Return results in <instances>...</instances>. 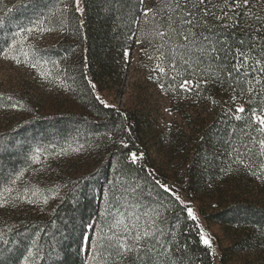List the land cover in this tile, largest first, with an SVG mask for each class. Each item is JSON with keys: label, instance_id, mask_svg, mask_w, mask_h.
I'll return each mask as SVG.
<instances>
[{"label": "trees", "instance_id": "trees-1", "mask_svg": "<svg viewBox=\"0 0 264 264\" xmlns=\"http://www.w3.org/2000/svg\"><path fill=\"white\" fill-rule=\"evenodd\" d=\"M55 1L28 0V3L39 4V8L35 7L42 12L44 10L41 9L42 7L53 6ZM212 3L220 9L225 7L224 0H212ZM160 4L161 0H144L143 3L140 0H84L83 6L86 14L83 27H79L78 14L72 15L76 25L67 30L71 32L75 44L72 49H69L68 59L74 65L68 64L67 70L69 73L73 72L75 82L82 85L78 91L81 90L83 94L88 95L89 102H85L88 107L77 105L80 107L79 114L67 115L64 119L58 116L54 120H43L40 124L36 120L35 124H30L21 133L8 132L0 136V139L11 141L18 138L17 135L23 137L28 132H32L37 125L36 127L39 126L41 129L49 126L57 127L53 138H58L56 141L58 143L63 142L65 138L75 140L81 135L75 129L78 123L76 119L81 118L84 111L87 113L90 109L91 114L87 113L90 119L96 118L108 122L106 125H101L99 122L95 125L90 124L89 121L92 128L94 125L102 129L114 126L112 133L115 131L118 141L123 139L125 143H111L107 140L109 134L105 132L103 145H108L102 152V159H107L105 165L100 168L98 166V170L88 165L87 170L81 172L78 170L77 173L71 174L69 186H66L59 199L48 208L49 210L43 211L41 215L33 216L29 212L26 216H14L5 220L4 224L7 225L1 239L3 248L0 247L2 248L0 264H21L28 250H35L37 247L39 257L35 264H85L86 256L82 255L83 237L87 231L85 226L98 217V211L104 204L109 207L112 204L111 200L115 202L113 206L120 208L121 211H127L130 220L132 212L142 217L143 211H146L145 208H156L164 213L165 222L162 228H164L165 235L171 237L169 243L174 245L171 260L175 261V264H215L209 249L201 242L198 227L189 219L185 205L171 200L165 189L156 183L157 180L159 181L156 172L160 176L162 165L158 164L157 158H162L166 154L158 146L157 148L149 146V141L145 140L146 136L141 135L140 125L133 123L134 118L129 116L130 114L100 105L91 95L90 87L87 85L90 79L104 82L112 79L114 56L118 53L121 57L125 47L132 45L135 39L136 43L140 44L138 38L142 39L141 29L150 30L152 27L151 23L145 24L143 10L146 7L156 8ZM252 4L259 12L256 0H252ZM247 12L248 9L239 10L240 14L236 17L239 25L236 28L223 27V24L231 23L225 20L223 24L213 22L211 32H204V35L212 36V43L217 48L224 45V49L216 60L204 57L206 62H201L198 66L193 63L191 67H186L181 55H177L174 59L178 64L177 74L180 82L183 79H190L199 84V87L195 88L191 94L183 90L181 93L193 97L196 101L207 100V103L211 105L213 112L211 110L202 114L199 113V109L195 110L199 116L206 119L204 122L209 124L207 135L205 134L209 146H213L212 143H214L216 149H220V154L225 158L232 157L231 161H238L237 173L242 174V177L235 175L230 183L222 181L221 184H216L213 190H205L200 178L194 183L190 178L187 185L196 197L197 193L204 192L205 197L212 204L219 206L208 216L211 222L236 227L234 241L235 245L236 242L239 243L236 248L241 255L243 262L241 264H264V182L257 177V174L261 175L264 169V153L257 144L259 139L264 138V133H261L259 126L250 119V109L259 111L264 108V94L250 95L247 93L244 72L237 75L233 71L232 76L227 75L234 63L233 53L241 47L240 41L245 42L243 50L248 51L252 57L259 59L261 55V46L264 45V39L261 37H264V33L259 35L251 33L250 35L249 31L243 30L246 23L250 22ZM159 19L156 17L157 22ZM78 27L79 32L76 31ZM145 42L148 41L145 40ZM180 42L179 38H176V43ZM180 53H183V49ZM200 55L192 50L193 61H196ZM193 68L196 69L195 74L192 72ZM234 96L237 97L235 101L232 100ZM219 99L222 100L220 104L217 103ZM224 101L227 103L224 104ZM239 102L245 103L246 110L241 114L242 119L236 120L229 108ZM187 111L191 113V110ZM193 125L197 127L198 124L195 122ZM188 126L193 129L192 124ZM184 133L188 136L187 132ZM142 139L145 140L143 145L145 162L133 163L130 160V154L138 152L136 144L142 143ZM113 149L114 153L110 155L108 152ZM237 149L239 152L236 151ZM212 151L211 147L206 148V152ZM171 153L173 156L178 155L177 152L171 151ZM156 155L157 158H154ZM3 158L0 153V185L8 181L19 168L18 160L11 162ZM193 167H196L195 164L185 169L186 173L183 174L192 175ZM167 179L160 181L168 186ZM99 184L104 185L102 186L103 194H106L104 197H107L110 203H107L105 198L101 202V199L96 197L95 188ZM224 184H228L232 189L231 192L224 193L225 195L220 193ZM213 192L217 196L213 195L212 200L209 196ZM127 201H133V205L122 207ZM165 208L168 209L166 213ZM109 219L111 220V217ZM252 237L257 239L255 240L257 242H253V246L249 244ZM33 240H37L36 245H33ZM91 240L95 243L97 238L94 236ZM223 264L227 262L223 261Z\"/></svg>", "mask_w": 264, "mask_h": 264}, {"label": "rangeland", "instance_id": "rangeland-1", "mask_svg": "<svg viewBox=\"0 0 264 264\" xmlns=\"http://www.w3.org/2000/svg\"><path fill=\"white\" fill-rule=\"evenodd\" d=\"M35 6L28 3V0H0V16L7 14V18L10 20L5 28L0 29V49L8 48L18 25L32 26L31 22L37 19L41 13ZM60 6L61 0H56L53 6H45L46 8L42 7L41 9H44L42 10L43 13L48 14L49 10L55 11ZM8 9H12V11L9 12ZM73 16L69 15L67 17L63 28L60 24H55V31L46 33L42 37L38 35L29 37L28 42L23 46L25 50L30 46H34L35 51L31 55L42 62V67L34 69L23 63L16 65L14 61L6 60L0 54V136L8 132L21 133L30 124H35L36 120L40 124L43 120H54L58 116L64 119V116L79 114L78 109L80 107L77 105L88 107L85 104V102H89L88 95L83 94L81 90L78 91L82 85L75 82L73 72L69 73L67 70L68 64L74 65L68 59V53L69 49L74 46L75 41L71 36V32L67 30L76 25ZM82 19L84 24L85 16ZM165 51H167V48H165ZM149 54L155 56L152 43L139 44L136 43V39L133 40L132 45L125 47L121 57L118 53L114 56L112 79L105 82L90 79L96 84L95 91L91 89L89 83L87 84L90 87L91 95L95 99L99 95L109 105L113 106L105 108H112L130 114L129 116L134 118V122H132L140 125L141 135L146 136L145 140L149 141V146L152 148L158 146L166 154L162 158H157V155L154 157L158 159V164H162L160 166L162 169H160V176L157 172L156 176L159 181L169 178L167 179L168 186L175 190L187 207L193 209L198 220L193 221L188 217L195 222L197 227L198 225L202 226L206 233L211 236L216 251L213 258L215 264H223V261L227 264H241L243 263L241 255L236 248L239 243L236 242L235 245L234 241L236 227L211 222L208 216L219 206L212 204L205 197L204 192L197 193L196 197L187 185L190 178L193 183L200 178L205 190H213V186L221 184L222 181L230 183L235 175L242 177L241 173H237L238 161H231L232 157L230 159L225 158L224 155L220 154V149H216L214 143H212L213 146H209V141L205 137L209 124H206L204 122L206 119L199 116L195 111L199 109V113L202 114L210 112L212 108L207 100L196 101L193 97L181 93L182 90L179 88L180 77L177 74L178 68L173 71L168 67L167 61L164 62L167 75L153 71L155 64L159 61L149 60ZM43 61L48 63L43 64ZM56 61L59 63H53ZM41 71L50 72V75L41 76ZM172 77H175V79L173 80ZM192 83L193 85L196 84L193 80ZM161 85H164V87L162 88ZM194 90L195 88H193ZM193 91L186 93L191 94ZM77 92L79 93L77 94ZM9 97H11L10 100ZM221 102V99L217 100L218 104ZM226 103L227 101H224V104ZM12 105H17V107L13 108ZM230 105L229 103V107ZM240 105H243L246 110L244 102L233 104L229 110L234 114L235 108ZM89 110H87V113L91 114ZM187 110H191V113ZM87 113L84 111L82 117L76 119L78 123L75 129L81 135L75 140L65 138L63 142L58 143L56 142L58 138H53L57 127L49 126L41 129L39 126L36 127L37 125L32 132H28L23 137L17 135L18 138L11 141L10 139H0L5 140L0 141L1 155L7 160H11V162L17 160V163L19 162L17 165L19 168L13 173L12 177L0 185V192L6 187L22 191L25 186H28L38 190L37 195L32 197L35 200L33 204L17 202L10 199L9 194L5 193L8 203L6 206L0 207V232H5L7 224L5 225L4 222L9 217L26 216L29 212L36 216L41 215L45 210H49L48 208L59 199L66 186H69L72 178L71 174L77 173L78 170L80 172L87 170L88 165L95 169L107 163L106 158L102 159V152L108 146L103 145L105 132L109 134L107 140L111 143H113V140L118 141L115 131L112 133L115 127L102 129L100 126H95L97 122L101 125H106L108 122L96 118L90 119V115H87ZM192 118L194 119L192 120ZM195 122L198 124L197 127L193 125ZM89 123L96 124L92 128ZM189 124H192L193 129L188 126ZM184 132H187L188 136ZM145 140L142 139V143L138 142L136 144L138 148L137 156L142 154L143 157L136 162L138 164L142 161L145 162L143 154L145 152L143 147ZM109 145L113 144L109 143ZM207 147H211L213 151L206 152ZM77 148H80L79 152L75 151ZM37 149H40L39 153H37ZM153 151L155 152V149ZM171 151L177 152L178 155L173 156ZM108 153L111 155L114 153V149ZM33 156H38L40 162H35L32 159ZM193 164L196 167H193L192 175L189 173L187 175L183 174L186 173L185 169L187 170ZM21 171H25V175L13 185L12 180ZM262 173H264V169ZM200 174L202 176H199ZM257 177L264 182L262 174H257ZM101 184L96 185L95 195L102 202L106 194H103L102 186L104 185ZM221 189L222 192L220 191V193L223 195L232 190L228 184H224ZM167 193L171 200L176 201L171 193ZM16 194L14 191L11 196L14 197ZM213 195L217 196L213 192L209 198L212 199ZM45 197L48 199L47 204L43 203ZM111 203L109 208H112L115 202L111 200ZM127 205H133V201L125 202L122 207ZM106 207L108 206L104 204L98 211L99 218L97 217L91 222L95 224L97 231L102 226L107 227V224L111 221L110 217L104 218L102 216ZM155 209L145 208L146 211H143V213L148 212L151 215L154 214L153 210ZM145 219L147 218L142 216L139 223L143 224ZM132 222L135 223L134 220ZM160 226L163 227L162 224ZM85 236L90 237V239L94 236L97 238L96 233L91 229H87ZM1 239L2 236H0V247L3 248ZM255 240H257L255 237L250 238L249 244L253 246V242H257ZM82 255L84 257L90 255L84 251V240ZM21 264H24L23 258Z\"/></svg>", "mask_w": 264, "mask_h": 264}, {"label": "snow or ice", "instance_id": "snow-or-ice-1", "mask_svg": "<svg viewBox=\"0 0 264 264\" xmlns=\"http://www.w3.org/2000/svg\"><path fill=\"white\" fill-rule=\"evenodd\" d=\"M84 0H61V6L55 11L49 10L48 14L41 12L37 19L32 21L31 27L17 26V31L12 35V41L7 49H0V54L6 60H12L16 65L26 64L31 68L42 67V62L36 59L32 52L35 51L34 46H30L27 50L23 47L29 37L40 36L42 37L46 33L55 31V24H60L63 28L64 21L69 15L78 14L79 27H83V17L85 16V8L82 6ZM141 3L144 0H140ZM225 7L220 9L217 5L212 3V0H161L160 6L146 7L143 10V18L145 24H152L150 30L141 29V38H138V42L144 43L147 40L153 44V51L155 56L149 54V60H157L153 71L159 74L167 75V69L164 66V62H168V67L173 71H176L178 64L175 61L177 55H181L186 67H191L193 63L197 66L201 62H206L204 57L210 60H216L220 52L224 49V45L217 48L212 43L211 35H204V32H211V25L213 22H220L223 24L225 20L231 21L230 24H223L225 28H236L239 25V20L236 18L240 9H248L247 15L250 17V22L246 23L243 30L251 33H264V0H256V7H259L260 11L257 12L253 7L252 0H224ZM39 7V4H36ZM9 12L12 9H8ZM156 17H159L157 22ZM10 23V20L5 16H0V29L6 27ZM259 25V28H257ZM79 27L76 29L79 32ZM176 38H179L180 43H176ZM264 39V37H261ZM226 43V42H225ZM244 41H240L241 47H238L233 53L234 63L227 72L228 76H232L233 71L239 75L241 72L245 73V83L247 84V93L264 94V45L261 46V55L259 59L252 57L248 51L243 50ZM173 45H175L173 47ZM167 48V51H165ZM251 49V46H249ZM183 49V53L180 50ZM192 50L200 53L201 55L196 61L192 60ZM127 54V53H126ZM227 55V52H225ZM35 61V62H33ZM47 61H43V64H47ZM58 64L59 62H53ZM249 69V71H246ZM196 69L193 68L192 72L195 74ZM41 76L50 75V72L41 71ZM151 78V77H149ZM159 79V77H157ZM174 80L175 77H172ZM206 82V81H205ZM93 91L96 90V84L91 80L88 81ZM163 88L164 85H161ZM199 84L193 85L190 79H183L179 85V88L185 92L193 91V88H198ZM9 100L11 97L8 98ZM237 97H232L235 101ZM96 100L104 107H113L109 105L99 95L96 96ZM13 108L17 105H12ZM251 121L258 125L261 133H264V108L257 110H251ZM245 113V107L240 105L234 110V119L241 120L242 115ZM111 139V137H109ZM113 143L119 142L124 144V140H113ZM257 144L262 153H264V138L257 141ZM83 147V146H81ZM40 149H37L39 153ZM63 151V150H62ZM76 152L80 151V148L75 149ZM239 152V150H236ZM142 154L137 156V153L130 154V159L133 163H136L139 159H142ZM32 159L39 163V157L33 156ZM243 163V161H240ZM26 171V170H25ZM25 171H21L15 179L12 180V184L15 185L24 175ZM264 178V173H262ZM161 188H164L166 192L172 194L175 200L181 205H185V202L181 200V197L175 192L174 189L168 187L165 184H161L160 181H156ZM17 194L12 197L13 192ZM37 191L33 188L25 186L22 191L13 189L12 187H6L0 192V207L6 206L8 200L5 198V193L9 194V198L17 202H24L28 204L35 203L32 197L37 195ZM58 195V193H57ZM107 203V197L105 198ZM43 203L47 204L48 199L45 197ZM163 207V205H161ZM188 216L197 221L198 218L191 207L185 205ZM168 211L165 208V213ZM154 214L144 212L143 216L146 217L143 224H140L141 219L135 212L131 213V220L127 211H121L120 208L113 206L112 208L106 207L102 216L104 218L111 217V221L107 224V227L102 226L99 231L96 230L95 224L90 223L86 225V229H91L96 233L97 240L92 242L90 237H83L84 251L89 253L86 256L85 264H175V261L171 260L173 254L174 245L169 243L170 236L165 235L164 228L160 225L165 222L164 213H161L159 209L153 210ZM135 221V223L131 221ZM4 233L0 232V236ZM198 234L202 243L209 249L210 255L214 258L216 255L215 248L213 247V241L210 235H208L202 226L198 225ZM37 235V239H38ZM101 241L103 243L101 244ZM37 244V240H33V245ZM103 249V250H101ZM39 257L38 247L29 249L27 256L24 258V264H35L36 259ZM107 257V258H106Z\"/></svg>", "mask_w": 264, "mask_h": 264}]
</instances>
